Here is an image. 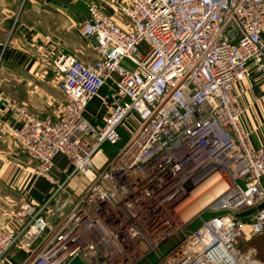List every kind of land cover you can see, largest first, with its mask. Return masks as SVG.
<instances>
[{
	"label": "built area",
	"instance_id": "2783aa9c",
	"mask_svg": "<svg viewBox=\"0 0 264 264\" xmlns=\"http://www.w3.org/2000/svg\"><path fill=\"white\" fill-rule=\"evenodd\" d=\"M79 26L97 57L54 59L64 77L57 114L3 97L23 124L0 131L52 184L63 155L80 188L58 217L63 185L41 203L24 201L23 224H0V264L18 249L28 252L22 264H264L238 246V213L253 209L251 232H264V143L251 144L241 103L245 80L264 79V0H121L116 16L90 2ZM104 89L108 110L95 124L87 109ZM123 132L106 161L104 146ZM197 189L223 202L206 210L234 213L188 230L178 212Z\"/></svg>",
	"mask_w": 264,
	"mask_h": 264
},
{
	"label": "crops",
	"instance_id": "0c3cea01",
	"mask_svg": "<svg viewBox=\"0 0 264 264\" xmlns=\"http://www.w3.org/2000/svg\"><path fill=\"white\" fill-rule=\"evenodd\" d=\"M120 1L0 0V124L8 122L13 127L23 124L11 109L3 108V97L16 99L42 116L57 114L64 95L60 87L62 80L59 81L53 60L60 53H66L85 62L95 61L96 53L90 41L81 35L79 24L86 17L90 2H97L107 14L116 16ZM244 85L242 122L251 133V144L259 146L264 143V79L252 75ZM105 97L106 89L91 101L87 109V116L95 124H101L107 113L108 107L103 102ZM58 156L54 159L53 171L57 177L70 169L69 165L64 168L57 165ZM68 186L67 205L60 206L61 195L52 205L56 217L71 206L73 188H80V176L72 178ZM52 189L49 180L36 174V164L15 150L13 137L4 136L0 131V224L8 229L18 228L26 221L19 214L22 203H41ZM253 212L251 209L238 213L246 222L241 238L245 236L247 241H252L247 250L254 249L256 257L264 260V232L254 235L250 228ZM27 256L26 250L18 249L1 264H22Z\"/></svg>",
	"mask_w": 264,
	"mask_h": 264
},
{
	"label": "rangeland",
	"instance_id": "374dc122",
	"mask_svg": "<svg viewBox=\"0 0 264 264\" xmlns=\"http://www.w3.org/2000/svg\"><path fill=\"white\" fill-rule=\"evenodd\" d=\"M146 48V46H145V44H143L142 46H141V49H145ZM73 55V54H72ZM78 57V56H77ZM79 58V57H78ZM53 62H54V60H53ZM53 67H54V64H53ZM55 68V67H54ZM56 69V68H55ZM58 71V70H57ZM59 73V72H58ZM0 78H2L1 76H0ZM64 77H63V75H61L60 73H59V81H61L62 79H63ZM10 84V83H9ZM60 87H61V82H60ZM35 112V111H34ZM37 112V111H36ZM129 127L131 126L130 124L128 125ZM128 138V135H127V132H123V135H122V139L119 141V143L118 144H116V145H114V146H112V145H106V146H104V154H103V156H104V159L107 161V160H109L114 154H115V152H117V150L124 144V142L126 141V139ZM16 150V149H15ZM59 157V160L57 161V165H59V166H61V167H67L68 166V161H67V159L63 156V155H59L58 156ZM34 162V161H33ZM35 164H36V167H38L37 166V163L36 162H34ZM71 171V169H69L68 171H66V172H64L63 173V175L62 176H55L57 179H58V183H56V184H53V189H52V191L45 197V199L47 198V197H49V196H51L52 195V193L55 191V190H57L58 188H59V186L60 185H63V188L61 189V190H59V192L56 194V196H55V199H54V201H53V205L54 204H56L57 202L55 201L56 200V198L57 197H59V195H61L60 196V200L59 201H61V204H60V206L62 207H65L66 205H67V202H68V199H67V196H65L67 193V191H70V187L68 186L69 185V183L71 182V180H67L68 179V173ZM79 176V175H78ZM42 177V176H41ZM66 181H67V183H66ZM72 188V187H71ZM75 188H73V191H75L74 190ZM72 191V192H73ZM70 193V192H69ZM71 205V204H70ZM68 207V206H67ZM67 207H66V209H67ZM69 208H70V206H69ZM68 208V209H69ZM54 209V208H53ZM55 210V209H54ZM62 210V209H61ZM234 213V211H227V210H225V209H215V210H206L203 214H202V218L203 219H207V218H210V217H213V216H219V215H222V214H224V213ZM52 219H55L54 217L52 218ZM201 223H202V220H201V218L200 217H197L196 219H194L193 221H191L188 225H187V229L188 230H190V231H192V230H195V229H197L200 225H201ZM248 239L247 238H245V236L243 237V238H241L240 240H239V242H238V246L242 249V250H247V248H251L250 246H252V244H251V242L252 241H247ZM174 243H175V239H171V240H169V241H167V243H166V247L167 248H171L173 245H174Z\"/></svg>",
	"mask_w": 264,
	"mask_h": 264
},
{
	"label": "bare ground",
	"instance_id": "6f19581e",
	"mask_svg": "<svg viewBox=\"0 0 264 264\" xmlns=\"http://www.w3.org/2000/svg\"><path fill=\"white\" fill-rule=\"evenodd\" d=\"M215 198H216V191L210 193V192H204V190L197 189L193 194L192 198H190L188 202L185 204V207H183V209L178 212V220L181 223L182 222L189 223L194 219H196L197 217H200L202 219V216L200 215L206 211L207 207H212V206L218 207L223 204L222 200H217L215 202H212ZM214 262H216L215 259ZM251 264H261V263L252 262Z\"/></svg>",
	"mask_w": 264,
	"mask_h": 264
},
{
	"label": "water",
	"instance_id": "95a60500",
	"mask_svg": "<svg viewBox=\"0 0 264 264\" xmlns=\"http://www.w3.org/2000/svg\"><path fill=\"white\" fill-rule=\"evenodd\" d=\"M68 264H86V262L80 256H76Z\"/></svg>",
	"mask_w": 264,
	"mask_h": 264
},
{
	"label": "trees",
	"instance_id": "16d2710c",
	"mask_svg": "<svg viewBox=\"0 0 264 264\" xmlns=\"http://www.w3.org/2000/svg\"><path fill=\"white\" fill-rule=\"evenodd\" d=\"M108 145V144H107ZM109 146V145H108Z\"/></svg>",
	"mask_w": 264,
	"mask_h": 264
}]
</instances>
